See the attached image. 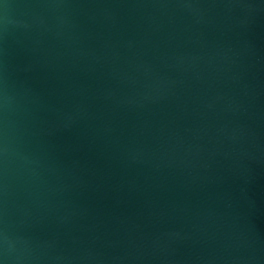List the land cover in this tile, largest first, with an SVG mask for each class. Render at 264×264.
<instances>
[{
  "label": "water",
  "instance_id": "obj_1",
  "mask_svg": "<svg viewBox=\"0 0 264 264\" xmlns=\"http://www.w3.org/2000/svg\"><path fill=\"white\" fill-rule=\"evenodd\" d=\"M0 264H264V0H0Z\"/></svg>",
  "mask_w": 264,
  "mask_h": 264
}]
</instances>
